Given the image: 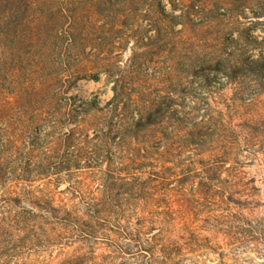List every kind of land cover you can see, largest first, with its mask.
I'll use <instances>...</instances> for the list:
<instances>
[{"label": "rangeland", "instance_id": "obj_1", "mask_svg": "<svg viewBox=\"0 0 264 264\" xmlns=\"http://www.w3.org/2000/svg\"><path fill=\"white\" fill-rule=\"evenodd\" d=\"M75 3L0 44V264H264V0Z\"/></svg>", "mask_w": 264, "mask_h": 264}, {"label": "trees", "instance_id": "obj_2", "mask_svg": "<svg viewBox=\"0 0 264 264\" xmlns=\"http://www.w3.org/2000/svg\"><path fill=\"white\" fill-rule=\"evenodd\" d=\"M75 4V0H0V44L30 47L32 50L44 49V54H47L52 43L59 41L64 35L74 37L85 21L83 15L86 11H80ZM48 63H41L44 70H47ZM49 66L50 69L54 68L52 63ZM68 80L56 71L47 72L48 83L66 84ZM114 82V101H117V97L125 89V84L123 79H116ZM133 103L138 102L134 100ZM34 208L44 210L54 217V208L39 205ZM139 227L142 232L146 227L145 222H141ZM233 238L241 242L237 235Z\"/></svg>", "mask_w": 264, "mask_h": 264}]
</instances>
